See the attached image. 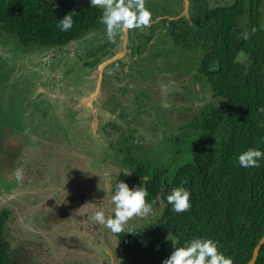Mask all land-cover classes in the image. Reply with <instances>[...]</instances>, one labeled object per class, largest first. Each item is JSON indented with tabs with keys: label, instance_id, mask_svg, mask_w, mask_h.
Segmentation results:
<instances>
[{
	"label": "rangeland",
	"instance_id": "rangeland-1",
	"mask_svg": "<svg viewBox=\"0 0 264 264\" xmlns=\"http://www.w3.org/2000/svg\"><path fill=\"white\" fill-rule=\"evenodd\" d=\"M71 7L103 10L91 0ZM145 7L150 24L121 29L114 42L104 31L41 50L0 40V211L9 213L3 240L12 262L122 264L113 234L91 219L113 214V181L135 165L169 173L186 165L200 136L194 127L221 105L199 73L201 54L166 34L168 21L188 16V3ZM262 17L264 29V0ZM159 210L134 216L125 230L144 232Z\"/></svg>",
	"mask_w": 264,
	"mask_h": 264
},
{
	"label": "trees",
	"instance_id": "trees-1",
	"mask_svg": "<svg viewBox=\"0 0 264 264\" xmlns=\"http://www.w3.org/2000/svg\"><path fill=\"white\" fill-rule=\"evenodd\" d=\"M187 1V17L161 23L167 24L175 46L201 54L199 73L221 105L207 107L194 127L200 136L186 165L174 173L135 165L113 181L111 189L118 180L136 186L147 177L146 202L160 207L144 232L112 233L122 264H161L173 251L166 242L169 233L181 244L211 238L233 264H247L264 233V161L253 169L237 163L250 147L264 151L263 0L216 6L208 0ZM102 11L74 9L71 0H0V40H14L24 50L63 48L87 34L105 32ZM69 13L76 14L73 27L62 32L57 20ZM181 185L191 192V208L177 214L165 196ZM8 217L0 211V264H18L10 260L3 240ZM255 264H264V245Z\"/></svg>",
	"mask_w": 264,
	"mask_h": 264
},
{
	"label": "clouds",
	"instance_id": "clouds-1",
	"mask_svg": "<svg viewBox=\"0 0 264 264\" xmlns=\"http://www.w3.org/2000/svg\"><path fill=\"white\" fill-rule=\"evenodd\" d=\"M91 5L103 8L100 23L104 25L105 34L110 42H114L119 30H132L147 27L152 13L145 7V0H91ZM75 13H69L57 20L60 31H68L73 27ZM264 161V151L259 147H250L241 152L237 163L241 168L253 169L261 166ZM21 178L19 173L15 179ZM140 186L130 188L123 180H118L111 189V202L114 205L113 214L105 216L103 210H97L91 217L96 223L103 225L113 234L124 231L127 222L134 216L151 215V205L146 202L148 178L141 177ZM191 192L184 186H176L165 196L167 204L171 205L173 213L187 212L191 208ZM97 206L98 205H94ZM171 242L173 251L161 264H233L231 257L226 256L211 238L193 237L183 244L172 233L166 236V242ZM177 245H179L177 247ZM111 260V252L106 250ZM114 264V262H113Z\"/></svg>",
	"mask_w": 264,
	"mask_h": 264
},
{
	"label": "water",
	"instance_id": "water-1",
	"mask_svg": "<svg viewBox=\"0 0 264 264\" xmlns=\"http://www.w3.org/2000/svg\"><path fill=\"white\" fill-rule=\"evenodd\" d=\"M184 1L186 4L188 3L187 0H184ZM263 245H264V233H263L261 239L259 240V242L257 243V245L255 246V248L252 252V257L247 264H255L257 257H258V254H259V250Z\"/></svg>",
	"mask_w": 264,
	"mask_h": 264
}]
</instances>
